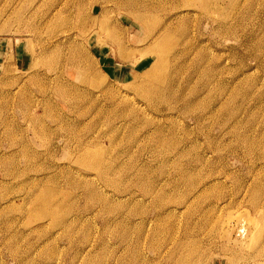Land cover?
Here are the masks:
<instances>
[{
	"label": "rangeland",
	"instance_id": "rangeland-1",
	"mask_svg": "<svg viewBox=\"0 0 264 264\" xmlns=\"http://www.w3.org/2000/svg\"><path fill=\"white\" fill-rule=\"evenodd\" d=\"M0 264H264V0H0Z\"/></svg>",
	"mask_w": 264,
	"mask_h": 264
}]
</instances>
